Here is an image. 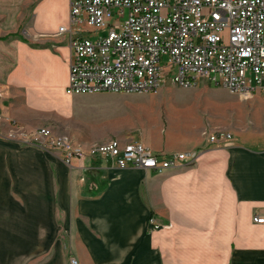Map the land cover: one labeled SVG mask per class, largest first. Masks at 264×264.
Here are the masks:
<instances>
[{"label":"crops","instance_id":"1","mask_svg":"<svg viewBox=\"0 0 264 264\" xmlns=\"http://www.w3.org/2000/svg\"><path fill=\"white\" fill-rule=\"evenodd\" d=\"M26 1L27 22L0 9V264H264V223L253 221L264 215V141L218 126L70 129L57 103L71 99V50L51 36L68 25L69 0ZM136 93L94 96L122 109ZM56 122L85 147L119 139L201 153L163 171L99 158L70 166L21 137ZM218 131L232 143H210L206 133Z\"/></svg>","mask_w":264,"mask_h":264},{"label":"built area","instance_id":"2","mask_svg":"<svg viewBox=\"0 0 264 264\" xmlns=\"http://www.w3.org/2000/svg\"><path fill=\"white\" fill-rule=\"evenodd\" d=\"M51 36L71 50L69 95L156 92L167 79L192 88L205 78L244 98L264 97V0H69V23ZM206 135L210 143L233 141L228 132ZM21 137L70 166L99 158L163 171L193 164L201 153L162 155L119 139L85 147L44 125ZM253 221L264 223V215Z\"/></svg>","mask_w":264,"mask_h":264},{"label":"rangeland","instance_id":"3","mask_svg":"<svg viewBox=\"0 0 264 264\" xmlns=\"http://www.w3.org/2000/svg\"><path fill=\"white\" fill-rule=\"evenodd\" d=\"M26 0H0V9L12 12L23 21L33 18V4ZM24 35L27 30L22 31ZM12 34V33H10ZM100 35V34H98ZM97 35V36H98ZM199 78L197 86L184 88L170 79L157 93H136V103L127 101L125 108H115L111 98H98L99 93L59 95L57 109L63 112L70 129H200L220 127L234 129L240 136L264 141V97L244 98L229 89ZM124 93V92H120ZM131 99V98H130ZM64 134L56 122L43 124ZM102 143V142H101ZM96 144V143H95Z\"/></svg>","mask_w":264,"mask_h":264}]
</instances>
